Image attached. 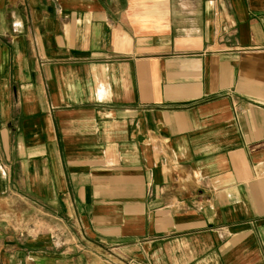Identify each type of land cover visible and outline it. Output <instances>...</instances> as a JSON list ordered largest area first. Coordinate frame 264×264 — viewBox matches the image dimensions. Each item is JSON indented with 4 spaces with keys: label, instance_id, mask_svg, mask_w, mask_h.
Listing matches in <instances>:
<instances>
[{
    "label": "crops",
    "instance_id": "crops-1",
    "mask_svg": "<svg viewBox=\"0 0 264 264\" xmlns=\"http://www.w3.org/2000/svg\"><path fill=\"white\" fill-rule=\"evenodd\" d=\"M0 264H264V0H0Z\"/></svg>",
    "mask_w": 264,
    "mask_h": 264
}]
</instances>
